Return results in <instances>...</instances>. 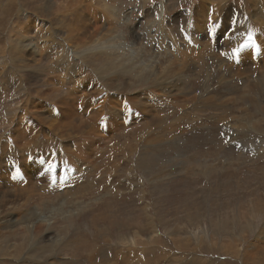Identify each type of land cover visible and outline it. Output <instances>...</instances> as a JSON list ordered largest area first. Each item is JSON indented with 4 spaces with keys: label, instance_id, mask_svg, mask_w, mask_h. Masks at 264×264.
<instances>
[{
    "label": "rangeland",
    "instance_id": "rangeland-1",
    "mask_svg": "<svg viewBox=\"0 0 264 264\" xmlns=\"http://www.w3.org/2000/svg\"><path fill=\"white\" fill-rule=\"evenodd\" d=\"M108 1L0 0V264H264V0Z\"/></svg>",
    "mask_w": 264,
    "mask_h": 264
},
{
    "label": "crops",
    "instance_id": "crops-1",
    "mask_svg": "<svg viewBox=\"0 0 264 264\" xmlns=\"http://www.w3.org/2000/svg\"><path fill=\"white\" fill-rule=\"evenodd\" d=\"M109 1H108V5H109ZM221 1L222 0L216 1L215 2L216 5L208 4V2L204 1V3H206V5H210L212 7V8H210V13H209L210 16H209L208 25L210 26L212 23H215V20H217L219 23L218 25L221 26V28H222V31L220 33H218L217 37L225 35V24L226 23L231 24L232 23L231 19H234V17H229V18L225 17L224 16L225 12L218 8L217 5L219 3H217V2H221ZM105 3L107 4V1H105ZM221 6H223V5H221ZM208 8H209V6H208ZM229 14L230 13H226V15H229ZM233 14H235V13H233ZM232 31H234V30L229 31V35H231ZM252 34L260 35V37H262L264 39V20H263V23L261 25H259V27L256 25V23H254V28H252L251 23H250V25L247 28H245L243 31H240V35L238 38L235 37L236 36L235 32L232 33V38H230V39H231L232 43H234V44L236 43V47L232 48L231 50H229L227 52L228 57H231V55L235 52V50L237 51L240 48V46H241L240 42L243 40L241 38V36H245L247 39H252V36H251ZM223 40L225 41V39H223ZM206 42L209 43L210 41L206 40ZM217 42H218V40L216 39V44H217ZM246 45H249V43H246L243 46H246ZM209 50H210V54L208 56H211V58L214 59L216 57V56H213V54H215L214 46L212 45ZM208 65H209V63H207V66ZM205 70L207 71V67H205ZM232 78H237V75L233 76Z\"/></svg>",
    "mask_w": 264,
    "mask_h": 264
},
{
    "label": "bare ground",
    "instance_id": "bare-ground-1",
    "mask_svg": "<svg viewBox=\"0 0 264 264\" xmlns=\"http://www.w3.org/2000/svg\"><path fill=\"white\" fill-rule=\"evenodd\" d=\"M18 28V27H17ZM3 55V54H2ZM1 56V55H0ZM12 66V65H11ZM14 67V66H13ZM17 71V70H16ZM7 74L8 75H11V70H9V71H7ZM21 82V81H20ZM18 94V93H17ZM23 95H25V93H21L20 94V96L18 97V99L19 100H17V102L18 103H22V101H23V98H21ZM25 101H26V99H25ZM118 101V100H117ZM121 102V101H120ZM17 104V103H16ZM26 104V103H25ZM28 104V103H27ZM23 105V104H22ZM21 105V106H22ZM16 106V105H15ZM20 106V105H19ZM23 108V107H22ZM20 109V108H19ZM16 110V109H15ZM14 110V111H15ZM18 110V109H17ZM14 115V114H13ZM26 119V118H25ZM12 121V120H11ZM27 122V121H26ZM9 124V123H8ZM3 125H5L4 127H6L7 125L4 123ZM10 126H11V124H10ZM78 126V125H77ZM7 128V127H6ZM8 128H11V127H8ZM7 128V129H8ZM27 129V128H26ZM79 129H80V127H79ZM85 135V134H84ZM86 136V135H85ZM79 148V147H78ZM66 153V152H65ZM3 201V200H2ZM38 223V222H37ZM44 227V226H43ZM42 227V225H37L36 223L33 225V230L34 231H36L37 233H38V235L40 236L42 233H43V231H44V228ZM15 230V229H14ZM17 230V229H16ZM46 231V230H45ZM17 263V262H16Z\"/></svg>",
    "mask_w": 264,
    "mask_h": 264
}]
</instances>
